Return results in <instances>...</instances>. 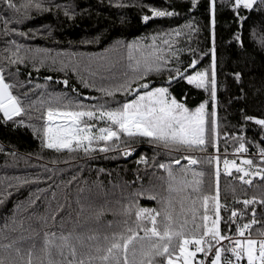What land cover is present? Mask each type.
I'll list each match as a JSON object with an SVG mask.
<instances>
[{
    "label": "trees",
    "instance_id": "obj_1",
    "mask_svg": "<svg viewBox=\"0 0 264 264\" xmlns=\"http://www.w3.org/2000/svg\"><path fill=\"white\" fill-rule=\"evenodd\" d=\"M16 2L23 3L24 0H16ZM45 3H48V0H45ZM52 3L74 5L70 11H74L75 15L69 19L63 11L55 9L41 14L32 10L29 18L23 19L22 23L10 25L28 33L27 37H20L15 33L11 37H0V65L6 64L2 58L6 47L4 41L7 39L14 38L17 43L25 45L28 49L46 50L27 53L21 50V54L27 58L19 65L17 75H8L9 72L16 73V66L5 67L6 81L16 85L12 89L14 95L24 100V94L27 93L28 99L24 100L26 104L34 100L38 101L42 95L47 100L49 94L63 95L68 100H79L85 105L111 100L113 98L102 95L97 88L113 85L115 83L113 76L121 79L125 73L131 74L126 50H110L105 53L104 50L109 48L113 41L146 38L158 29L176 28L195 18L199 31L194 33L190 40L186 37L178 38L179 43L176 47L185 49L180 54L179 66L182 70L187 68L188 74L204 69L211 63V49L214 47L217 57L219 136L216 148H213L209 142L205 151L186 148L169 151L162 145L148 143L147 138H137L132 145L135 151L130 157L120 155L118 149L108 152H100L97 149L91 155L85 156L82 151L64 150L57 153L43 149L40 138L33 134L27 123L23 127H13L11 122L7 125L0 122V190L7 188L11 193L0 204V258L5 260V264H27L29 250L33 252V264H37L36 257L41 255L40 249L43 247L46 232H54L57 235L72 233V243L77 251L76 259L86 258L89 254H95L97 247L106 249L109 246L108 241L104 239L105 236L111 240L113 233L129 235L127 228L136 229V209L132 208L131 213L127 214L126 207L135 202L140 208L159 209L161 204L158 201L161 198L167 201V209L175 226L183 225L185 238L197 237L203 232L204 205L202 199L194 205L193 198L203 195L216 196L217 187L218 199L222 205L221 231L235 236L236 224L231 223L229 228L224 223L235 210L236 220L241 225L251 221L255 215L256 222L245 232L256 239L260 238L261 232L264 231V203H262L264 176L246 177L251 183L245 184L238 179L240 173L236 170H231L225 175L224 165L221 162L224 158L235 163L241 158L251 159L254 162L252 171L257 170L255 165L262 164L260 156L241 157L230 153L239 147V141L236 140V136L239 135L245 137V152L259 154L260 148H264L259 126L248 121L243 131L240 128L243 123L241 109L249 116L264 118V50L259 48L251 35L254 29L257 37L264 35V9L258 5L254 10H243L242 14L248 18L241 25L236 22V14L221 0H216L213 25L211 23L213 17L207 10L208 0H199V7L191 13L188 11V0H136L137 5L150 4L155 7H168L169 10L174 6L180 13L173 18H154L145 24L141 22V14L150 15V12L147 8L134 5L133 0H124L126 6L121 8L116 7L109 0H52ZM82 9L88 11L82 12ZM12 14L0 8V16ZM121 17H124L123 23ZM2 26L0 22V28ZM238 31L242 36L243 48L233 39ZM33 32L37 34L33 36ZM96 36L100 37L98 43H84ZM188 48L194 51H187ZM98 55H106L115 67L110 71L99 68L101 62L95 59ZM33 56L35 59H32ZM52 58L56 59L55 63ZM41 59L44 60L43 64L40 63ZM193 59L197 64L194 68L188 67ZM61 61L68 66L64 67ZM34 64L36 67H33ZM170 66L175 65L170 64ZM73 67L77 69L76 73L73 72ZM236 71L242 73L240 83H237L231 75ZM92 72L97 74L91 75ZM46 77L51 79L47 80ZM167 78V72L159 74L152 72L144 77L149 82V90L154 87H167ZM65 79L68 80L67 86L63 83ZM82 79L90 86H84L81 83ZM37 85L40 87L38 88ZM169 92L190 110L207 101L206 111L211 112L210 94H206L203 89H197L194 85L181 80L172 83ZM133 98L134 94L125 96L116 93L114 100L123 102ZM53 106L63 109V104L57 105L53 102ZM109 106L116 105L112 103ZM36 108H40L38 103ZM28 111L33 117L31 123L42 126L44 121L35 117L42 115L43 110L28 109ZM21 118L27 121V116L22 115ZM0 121H2V113H0ZM85 121L97 123L94 120ZM206 127L210 128V124ZM226 133L232 135L226 136ZM207 135L210 138V132ZM11 153L16 155L13 156ZM140 156L145 157L146 164L136 163ZM185 156L197 159L198 163L189 165L187 159L183 158ZM217 156L218 160L213 159L211 163L208 162L209 157ZM176 160H179V164L173 163ZM160 163L171 164L175 176L173 181L175 190H169L167 174L158 167ZM185 168L189 170L185 172ZM217 168L220 172L218 180ZM193 172L203 173L202 176L195 177L201 181L199 193H194L191 187L186 186L193 181ZM15 177L27 178L30 183L8 188L9 184H16ZM38 189L45 191L38 192ZM30 193L35 200L31 205L26 203ZM150 195L156 198L150 199ZM245 199L253 200V203L245 207L243 204ZM20 202L25 203L20 205L15 222L6 220V217L12 216L14 206ZM224 205L227 206V211ZM194 208L197 213L195 219ZM209 208L214 218L215 209L212 203L209 204ZM241 212H243L242 217ZM44 217H47L46 222ZM157 220L162 221L163 217L159 216ZM197 223L201 225L199 230L196 228ZM143 224L152 227L147 220L143 221ZM158 227L163 231V224ZM143 236L144 232L137 229V237L133 241L137 250L141 244L147 243L139 239ZM76 237L79 239L77 240ZM90 237L95 238L90 239ZM155 239L157 238L153 237V240ZM5 245L12 247L5 248ZM192 245L194 244L187 245L188 251H193ZM220 245L228 246V241H221ZM215 246L217 245L213 242V247ZM132 247L133 245H129V249ZM171 247L175 248L178 256L179 239L173 238ZM16 248L20 249L19 256L15 251ZM209 253L207 264H211L214 250ZM222 256L233 259L234 264H237L236 258L232 257L230 252H222ZM203 257L201 252L196 253L192 258V264H200ZM54 258L63 260L61 256ZM175 258L174 256L173 259ZM68 259H71L70 255ZM120 260L123 264L122 250ZM157 260L162 262L163 258L158 257ZM179 261V264H183V259ZM238 264H247V262L243 258Z\"/></svg>",
    "mask_w": 264,
    "mask_h": 264
},
{
    "label": "snow or ice",
    "instance_id": "obj_2",
    "mask_svg": "<svg viewBox=\"0 0 264 264\" xmlns=\"http://www.w3.org/2000/svg\"><path fill=\"white\" fill-rule=\"evenodd\" d=\"M110 3L118 8L125 7L124 0H109ZM228 6L232 12L236 14L235 19L237 23H242L248 18L242 14L243 10H254L259 7L264 9V0H221ZM188 11L191 13L194 9L199 7V0H188ZM133 4L141 8H147L150 15L146 13L141 14V22L147 23L154 18H173L180 15L171 6L168 7H155L153 5ZM0 8L13 13L9 16H0L2 28H0V37H11L13 33L20 37H27L28 33L19 31L15 27H10L12 24H19L23 19L29 18V13L35 10L37 14L50 12L53 9L63 11V14L71 19L74 11V5L69 4H55L52 0H24L23 3H17L16 0H0ZM207 10L212 15L211 23L215 24V11L216 0H208ZM87 9H82V12H87ZM121 23L124 22V17H121ZM39 31V30H38ZM199 28L195 24V18L187 21L185 24L176 28H161L150 34L149 37L136 38L132 41H125L117 39L113 41L109 48L104 51L108 53L117 50H126L127 59L131 74L125 73L123 78L117 79L113 76L115 83L108 87H99L97 91L102 95L113 98L105 100L103 103H96L92 105H85L79 100H68L65 96L59 94H49L47 100L42 97L38 101H31L25 103L24 100L28 99V94H24V100L17 95H14L12 89L16 87L15 84L9 83L5 79V67L16 66V73L9 72L8 75H17L19 73V65L23 64L27 58L21 54V50L25 53L34 51L46 50H32L28 49L25 45L17 43L14 38L4 41L6 47L4 49L5 55L3 60L6 61L5 65H0V113H2V123L7 125L9 122L13 127H23L27 123V127L32 129L34 135H37L41 141V147L47 150H53L60 153L64 150L69 152L82 151L85 156L91 155L97 149L100 152H108L113 149H118L119 154L124 157H130L135 148L132 146L137 138H147V142L153 145H162L165 149L179 150L186 148L193 151H205L208 143L210 142L213 148H216L218 141V116H217V57L215 49H211L212 59L210 65L202 70L194 71L193 74L187 73V68L181 69L180 54L185 49L176 47L179 43L180 37L191 39L194 33H197ZM37 33L33 32L35 36ZM43 34V33H41ZM50 34V30H49ZM252 38L256 41L261 50H264V35L257 37L255 29L252 32ZM233 39L238 42L239 47L243 48L242 36L240 32L234 34ZM99 36L94 37L92 40L84 41V43H98ZM148 40L150 42L145 43ZM187 51H194L188 48ZM35 59V56L32 57ZM53 63L56 62L55 58ZM95 59L100 61L99 68L110 71L115 65L110 62L106 55H98ZM41 64L44 60L41 59ZM63 64V62L61 61ZM174 64L175 66H170ZM197 61L193 59L188 67L194 68ZM67 67V64H63ZM33 67H36L34 64ZM38 70V68H37ZM73 72L76 73L77 69L73 67ZM162 73L167 72V87H154L149 90V82L144 79L149 73ZM97 73L92 72L91 75ZM30 75V74H29ZM237 83L242 80V73L236 71L232 73ZM45 79L50 80L51 77ZM186 81L189 85H194L197 89H203L206 94H210L211 98V112L206 111V103L202 102L194 110H190L184 103L177 100V98L170 94L169 88L172 83L178 81ZM64 85H68V80L63 81ZM81 83L84 86L88 85L87 81L82 79ZM94 86V85H92ZM39 88L40 86L37 85ZM121 93L125 96L133 95L131 100L123 102L114 100L115 94ZM243 98V97H240ZM95 99V98H93ZM53 102L57 105L63 104L61 107H54ZM37 103L40 108H36ZM115 103V107L109 105ZM72 106V107H70ZM42 111V115L35 117V119L43 120L42 126H37L31 123L33 117L31 112L28 111ZM27 116V121L21 118ZM14 117L18 119H13ZM87 117L89 121H96L97 123L86 122L83 118ZM210 117V119H209ZM241 119L243 123L240 125L243 131L248 121H252L255 125L259 126L260 138L264 140V118H256L245 114L241 109ZM60 122L57 123L56 121ZM210 124V128L206 125ZM103 125V126H101ZM96 129V131H93ZM210 132V138L207 133ZM226 136L232 134L226 133ZM239 141V147L235 148V152L240 153L246 151L245 137L243 135L236 136ZM111 142V143H109ZM251 142V141H247ZM15 156V153H11ZM259 155L262 164L255 165L256 171L251 169L254 167V162L251 159H243L242 164L248 167H242L235 164L233 160L224 159V172L228 175L232 168L240 173L238 179L243 183H251L250 179L246 177L261 175L264 176V148H260ZM189 165L198 163L197 159L191 156H185ZM213 159L219 157H209L208 162L211 163ZM137 164H146L144 156H140L136 161ZM179 164V160L173 161ZM158 167L167 174L168 188L170 191L175 190L173 181L175 176L171 164L160 163ZM189 169L185 168L187 172ZM102 171V169H101ZM202 172H193V181L189 182L187 187H191L194 193L200 192L199 179L195 177L202 176ZM220 172L217 168L216 177L219 178ZM15 185L9 184L8 188L19 187L30 183L27 178L15 177ZM39 179V177H36ZM75 179V177H73ZM38 192H43L45 189H38ZM143 194V193H138ZM11 195L7 188L0 190V204L4 199ZM55 196V193H53ZM219 188L217 187V195L209 196L203 195L202 197L196 196L193 198V204H197L200 199L203 200L204 214H203V232L197 237L191 239L185 238L183 225L176 227L172 216L167 209V201L164 198L158 201L161 204L159 209L140 208L138 204L133 202L130 206L125 208V213L130 214L132 208H135L136 216V229L127 228L129 235L124 233H113L111 240L105 236V241H108L109 246L106 249L97 247L95 254H89L86 258L76 259L77 251L75 245L72 243V233H45L43 247L40 249L41 255L36 257L37 264H121L120 256L121 250L123 253V264H177V260L183 258V264H192V258L196 253L201 252L208 256L209 252L214 250V257L211 258V264H234L233 259L224 258L222 252H230L232 257L236 258L238 264L240 259L246 257L247 264H264V231L261 232V238L255 239L250 236L245 237L244 233L255 223V215L253 219L241 225L237 220V212L233 210L228 220L224 223L231 227V223L236 224L235 237L228 235L221 231V212L222 207L219 199ZM150 199H155V196H149ZM25 202L17 203L12 212L11 217H6V220L15 222L16 214L20 210V205ZM31 205L35 203L30 193L29 199L26 202ZM212 203L215 209L214 218L211 216V209L209 204ZM253 200L245 199L243 204L245 207L252 204ZM264 203V201H262ZM227 211V206H223ZM253 209V213H254ZM152 213H155L153 215ZM196 209H193V218H196ZM241 217L243 212L240 213ZM162 216L163 220L158 221L157 217ZM54 219V218H53ZM45 222L47 217H44ZM149 221L152 227H147L143 221ZM163 224V231L159 230L158 225ZM7 227V224L5 225ZM199 230L201 225L196 224ZM137 229L144 232V236L140 237L141 241H147L146 244H141L140 248L134 246L133 241L137 237ZM153 237L157 238L153 240ZM240 237H243L242 239ZM95 237H90L94 239ZM173 238L179 239V255L176 256L175 248L171 247ZM207 238V239H205ZM78 240L79 237H76ZM227 240L228 246L220 245L221 241ZM215 242V248L213 247ZM15 243V241L13 242ZM193 243L195 245L194 251H188L187 245ZM129 245H133L129 249ZM234 245V246H233ZM5 248H10L12 245H5ZM33 247H35L33 245ZM17 255L20 254V249H15ZM71 259H68V256ZM131 255V259H129ZM54 256H61L63 260H57ZM176 257L173 259V257ZM163 258V261L157 258ZM0 264H5V260L0 258ZM27 264H33V252L29 250ZM203 264V261L200 262Z\"/></svg>",
    "mask_w": 264,
    "mask_h": 264
},
{
    "label": "built area",
    "instance_id": "obj_3",
    "mask_svg": "<svg viewBox=\"0 0 264 264\" xmlns=\"http://www.w3.org/2000/svg\"><path fill=\"white\" fill-rule=\"evenodd\" d=\"M230 155H237V156H241V157H249V156H260L259 154H256V153H249V152H240V153H237V152H235V149H233L232 151H231V153H230ZM225 159V158H224ZM224 159L222 160V162H221V164H223V161H224ZM224 165V164H223ZM233 237H235V236H233ZM261 238V237H260ZM205 239H207V238H205ZM242 239V238H241ZM259 239V238H258ZM234 246V245H233ZM194 248H195V245H192V249H193V251H194ZM203 254V253H202ZM204 255V254H203ZM209 258H210V253H208V256H205L204 255V257H203V264H207V262H208V260H209Z\"/></svg>",
    "mask_w": 264,
    "mask_h": 264
},
{
    "label": "rangeland",
    "instance_id": "obj_4",
    "mask_svg": "<svg viewBox=\"0 0 264 264\" xmlns=\"http://www.w3.org/2000/svg\"><path fill=\"white\" fill-rule=\"evenodd\" d=\"M193 74V73H192ZM84 120H88V118L87 117H85V118H83ZM57 123H59L60 121L59 120H57L56 121ZM93 131H96V129H93ZM243 159H245V158H241V159H239V161L237 162V163H235L236 165H238V166H242V167H244L245 165H243L242 164V160ZM231 170H236L235 168H232ZM244 236L245 237H247V236H250L247 232H245L244 233ZM251 238H255L256 239V237H254V236H250ZM240 238H243V237H240ZM183 258L181 257V259H179V260H182ZM245 260H246V262H247V259H246V257L244 258ZM179 260H177V264H179L180 263V261Z\"/></svg>",
    "mask_w": 264,
    "mask_h": 264
},
{
    "label": "bare ground",
    "instance_id": "obj_5",
    "mask_svg": "<svg viewBox=\"0 0 264 264\" xmlns=\"http://www.w3.org/2000/svg\"><path fill=\"white\" fill-rule=\"evenodd\" d=\"M211 258H212V256H211ZM211 262V261H210Z\"/></svg>",
    "mask_w": 264,
    "mask_h": 264
}]
</instances>
